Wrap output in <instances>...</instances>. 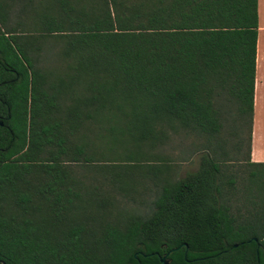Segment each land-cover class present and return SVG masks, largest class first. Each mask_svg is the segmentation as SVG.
Masks as SVG:
<instances>
[{
	"label": "trees",
	"instance_id": "16d2710c",
	"mask_svg": "<svg viewBox=\"0 0 264 264\" xmlns=\"http://www.w3.org/2000/svg\"><path fill=\"white\" fill-rule=\"evenodd\" d=\"M256 32V0H0V264H264Z\"/></svg>",
	"mask_w": 264,
	"mask_h": 264
},
{
	"label": "crops",
	"instance_id": "0c3cea01",
	"mask_svg": "<svg viewBox=\"0 0 264 264\" xmlns=\"http://www.w3.org/2000/svg\"><path fill=\"white\" fill-rule=\"evenodd\" d=\"M256 13L257 32L249 158L253 162H264V0H256Z\"/></svg>",
	"mask_w": 264,
	"mask_h": 264
},
{
	"label": "rangeland",
	"instance_id": "374dc122",
	"mask_svg": "<svg viewBox=\"0 0 264 264\" xmlns=\"http://www.w3.org/2000/svg\"><path fill=\"white\" fill-rule=\"evenodd\" d=\"M18 7V5H17ZM16 21V17H15V10L14 9H10V12L8 14L7 20H6V25L9 24H13ZM245 132L243 133V141H242V146H241V150L239 153V156L244 157L246 154V144H245ZM174 143V142H173ZM230 143L228 142L227 145H229ZM168 152L170 153V155L173 157L174 161H176L177 159L175 158L178 154H177V149L174 148H167ZM197 164V153H192L190 154L187 159L182 160L179 164H178V175H183L186 171H190L193 170L195 168Z\"/></svg>",
	"mask_w": 264,
	"mask_h": 264
},
{
	"label": "water",
	"instance_id": "95a60500",
	"mask_svg": "<svg viewBox=\"0 0 264 264\" xmlns=\"http://www.w3.org/2000/svg\"><path fill=\"white\" fill-rule=\"evenodd\" d=\"M1 124V122H0ZM172 249H170L169 251H167L166 253H164V255H162V257L159 258L161 263L166 264L168 261L165 259V256L171 251ZM133 256H135V254H133Z\"/></svg>",
	"mask_w": 264,
	"mask_h": 264
}]
</instances>
